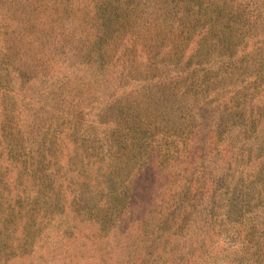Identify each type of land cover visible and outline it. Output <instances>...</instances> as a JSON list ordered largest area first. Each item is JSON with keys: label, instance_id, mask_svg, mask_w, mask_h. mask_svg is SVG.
<instances>
[{"label": "trees", "instance_id": "trees-1", "mask_svg": "<svg viewBox=\"0 0 264 264\" xmlns=\"http://www.w3.org/2000/svg\"><path fill=\"white\" fill-rule=\"evenodd\" d=\"M54 3L59 7L52 27L65 29L73 42L59 47L62 80L77 71L102 78L113 58V67L127 69L130 80L146 81L150 73L159 90L171 91L178 103L179 124L160 116L162 135L139 145L138 172L123 181L127 189L117 202L113 236L129 252L112 263L264 264V96H247L234 83L251 67L244 51L264 43V0H99L87 12L80 1ZM218 61L239 64L230 75L233 85L220 94L208 82ZM167 63L176 67L159 83ZM70 84L62 85L68 100L81 94L80 86ZM186 95L198 102L187 124L180 121ZM72 102L63 122L66 139L73 118L68 114L79 108ZM76 176L64 181L66 198L70 187L96 186L88 175ZM102 191L95 193L104 200ZM75 194H69L65 212L77 206ZM97 206L96 217L101 212L111 218V205ZM227 235L229 241L221 238ZM75 241L77 236L64 233L53 252L67 261L72 247L81 250Z\"/></svg>", "mask_w": 264, "mask_h": 264}, {"label": "rangeland", "instance_id": "rangeland-1", "mask_svg": "<svg viewBox=\"0 0 264 264\" xmlns=\"http://www.w3.org/2000/svg\"><path fill=\"white\" fill-rule=\"evenodd\" d=\"M54 1L0 0V264H113L116 255L129 252L113 236L119 223L115 221L117 202L127 189L123 181L138 172L139 145L162 135L160 116L170 125L179 124L178 103L174 104L171 91L159 90L150 73L146 81L130 80L127 69L113 67V58L111 69L101 72L103 79L93 71H77L78 75L62 80L59 47L69 35L65 29L52 27L57 24L52 17L56 19L59 7H54ZM76 1L85 12L101 4L99 0ZM83 28L87 30L86 24ZM103 43L111 46V32ZM244 52L250 56L251 67L240 71L241 81L234 83L247 96L263 97L264 43ZM224 62L211 67L209 90L216 94L233 85L230 75L239 66ZM108 63L107 59L101 66ZM175 67L163 65L159 83L161 75ZM70 81L71 86H80L81 94L69 98L79 108L68 114L73 118L68 126L71 137L66 139L63 122L70 104L62 85ZM197 104L194 95L183 97L187 110L181 122L189 123ZM79 174L88 175L96 186L70 187L67 198L77 191L78 201L65 212L64 181ZM97 189L103 190L106 199L96 196ZM101 202L111 205V218L92 212ZM64 233L77 236L75 243L82 244L81 250L72 247L67 261L53 252ZM231 237L221 238L229 241Z\"/></svg>", "mask_w": 264, "mask_h": 264}]
</instances>
